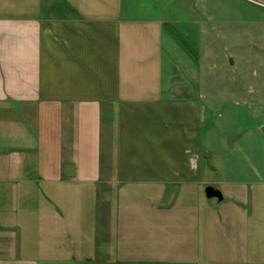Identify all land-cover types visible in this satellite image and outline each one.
Returning <instances> with one entry per match:
<instances>
[{"label": "crops", "instance_id": "0c3cea01", "mask_svg": "<svg viewBox=\"0 0 264 264\" xmlns=\"http://www.w3.org/2000/svg\"><path fill=\"white\" fill-rule=\"evenodd\" d=\"M174 1L0 0V264H264V158L208 152L189 43L165 75ZM188 2L233 69L262 61L264 0Z\"/></svg>", "mask_w": 264, "mask_h": 264}, {"label": "rangeland", "instance_id": "374dc122", "mask_svg": "<svg viewBox=\"0 0 264 264\" xmlns=\"http://www.w3.org/2000/svg\"><path fill=\"white\" fill-rule=\"evenodd\" d=\"M188 1L186 0V6L182 7L183 13L178 14L176 5L171 6L166 13L161 9L157 13L160 17L167 16L168 19L173 20L170 29L175 30L173 31L175 38L170 35L169 40L164 39L166 78L169 80L177 69L184 73L185 65L190 64L189 58L180 53L181 47L184 46L192 53L189 43L198 54L199 67L196 73L200 81L201 93L207 99L217 98L210 103L205 99L203 101L207 108V116L212 115V119L209 118L203 131L208 130L207 133L217 138L216 142L207 143L208 152L222 151L228 161L240 159L245 164H249V157L256 162L264 158V138L262 136L259 138V130H257L264 122V55L259 63L246 61L244 65L233 69L225 53L226 39L216 37L215 32H209L208 27L213 25L208 18L209 13H206L207 16L199 15V12H195L193 2ZM177 2L174 1L176 4ZM243 8L248 9V13L254 18H260L261 9L254 6H243ZM208 9L210 11L211 7L208 6ZM255 28L258 30V25L249 27L252 32L256 30ZM177 34L184 37H179ZM237 76L243 77L244 87L238 85L240 89L231 90L229 87L231 78ZM249 84H253L255 91L250 92V100L245 101L240 95L241 92L247 94L245 92L249 91ZM248 128L251 129L250 133L245 130ZM236 141L243 146L245 153L238 151ZM209 154L207 153L206 156ZM205 159L210 161L208 157Z\"/></svg>", "mask_w": 264, "mask_h": 264}, {"label": "water", "instance_id": "95a60500", "mask_svg": "<svg viewBox=\"0 0 264 264\" xmlns=\"http://www.w3.org/2000/svg\"><path fill=\"white\" fill-rule=\"evenodd\" d=\"M205 191L208 197H218L219 199L222 198L221 191L212 185L207 186Z\"/></svg>", "mask_w": 264, "mask_h": 264}]
</instances>
